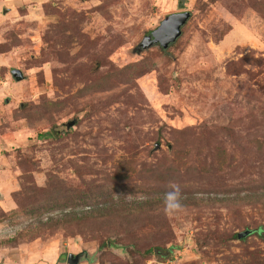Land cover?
Segmentation results:
<instances>
[{
	"label": "rangeland",
	"instance_id": "374dc122",
	"mask_svg": "<svg viewBox=\"0 0 264 264\" xmlns=\"http://www.w3.org/2000/svg\"><path fill=\"white\" fill-rule=\"evenodd\" d=\"M69 253L264 264V0H0V264Z\"/></svg>",
	"mask_w": 264,
	"mask_h": 264
},
{
	"label": "water",
	"instance_id": "95a60500",
	"mask_svg": "<svg viewBox=\"0 0 264 264\" xmlns=\"http://www.w3.org/2000/svg\"><path fill=\"white\" fill-rule=\"evenodd\" d=\"M4 11H6V8ZM189 16V11H182L167 15L155 29L143 36L141 41L137 44V48L133 52L139 53L142 50L148 49L154 45H158L165 50L181 34V28L186 23ZM10 73L15 81H19L24 78L22 71L18 68H13ZM6 101H8V99H6ZM75 122L76 119L68 121L66 124L67 128L71 127ZM158 146L159 144L156 145V147ZM249 233V230H245L239 232L237 235L238 237H242ZM79 261V254L69 253L67 255L66 264H78Z\"/></svg>",
	"mask_w": 264,
	"mask_h": 264
},
{
	"label": "clouds",
	"instance_id": "9594fccd",
	"mask_svg": "<svg viewBox=\"0 0 264 264\" xmlns=\"http://www.w3.org/2000/svg\"><path fill=\"white\" fill-rule=\"evenodd\" d=\"M162 199L166 214L176 215L183 210V194L179 184L170 183L168 189L163 193Z\"/></svg>",
	"mask_w": 264,
	"mask_h": 264
},
{
	"label": "trees",
	"instance_id": "16d2710c",
	"mask_svg": "<svg viewBox=\"0 0 264 264\" xmlns=\"http://www.w3.org/2000/svg\"><path fill=\"white\" fill-rule=\"evenodd\" d=\"M151 249H147L146 251L148 252V251H150Z\"/></svg>",
	"mask_w": 264,
	"mask_h": 264
}]
</instances>
